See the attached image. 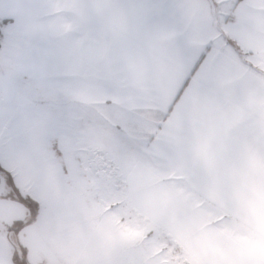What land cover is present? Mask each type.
<instances>
[{"label": "snow or ice", "instance_id": "obj_1", "mask_svg": "<svg viewBox=\"0 0 264 264\" xmlns=\"http://www.w3.org/2000/svg\"><path fill=\"white\" fill-rule=\"evenodd\" d=\"M22 41L0 83L20 255L0 264H264V0H16L0 63ZM221 108L241 124L210 133Z\"/></svg>", "mask_w": 264, "mask_h": 264}, {"label": "crops", "instance_id": "obj_2", "mask_svg": "<svg viewBox=\"0 0 264 264\" xmlns=\"http://www.w3.org/2000/svg\"><path fill=\"white\" fill-rule=\"evenodd\" d=\"M97 2L100 4H103L104 0H97ZM112 22L116 23V19L112 18ZM21 45L22 46L24 45L23 41L18 46H21ZM23 49L18 54V56H15L14 60L16 62L20 57H22L25 54ZM257 70H259V69H257ZM248 103H249L248 98L242 97L239 101H237L234 110L239 111L243 105L248 104ZM242 115L246 118L244 121L245 127H252V126L257 124L258 113L255 109L249 108L246 112H243ZM239 124H241V120L239 118H234V117L230 116L229 113L225 112L222 108L218 109L215 112V114L209 120H206L203 122V126L206 129H208L210 133L219 127H224L225 129H227V128L235 127ZM215 147H216L217 152L222 153L223 149H224V142L222 140L217 141ZM0 201H4V203H5V201H6L5 197L0 198ZM9 219H10L9 222L14 221L13 218H11V217ZM0 223L2 224L1 221H0ZM5 225H7V224H5ZM0 247H3L4 249L7 250V252L9 253V260H11V255L13 253L10 251L8 245L6 244V240L4 238V229H2V228L0 229Z\"/></svg>", "mask_w": 264, "mask_h": 264}, {"label": "rangeland", "instance_id": "obj_3", "mask_svg": "<svg viewBox=\"0 0 264 264\" xmlns=\"http://www.w3.org/2000/svg\"><path fill=\"white\" fill-rule=\"evenodd\" d=\"M8 2V3H7ZM16 2V0H0V10L6 9L8 7H10L12 4H14ZM8 6V7H7ZM21 51L24 48V45L22 46H18ZM15 57L12 58V60L8 63H0V83H2L4 80H6L8 78V76L10 75V73H12L15 70V66H16V61L14 60ZM5 196H0V198H3ZM6 201L4 203V207H10V205L7 203V197H5ZM13 218V220H15L17 217L15 216H0V221L2 222V224L0 223V229H4V238L6 240V244L8 245L10 251L12 253H14L15 255H20L19 253V249L16 246V241L17 239H19V237H15L11 232H8L7 229L11 227L12 221L9 222V218ZM7 224V225H5ZM77 246L80 247H84V248H88L90 250L95 249V250H99L98 246L95 245L94 240H92V238L88 237V238H83L80 241L76 242ZM61 255L63 256H67L68 255V250L67 249H62L61 250Z\"/></svg>", "mask_w": 264, "mask_h": 264}]
</instances>
